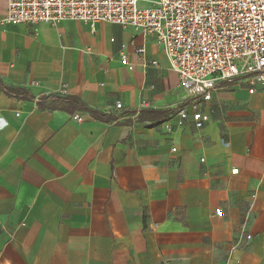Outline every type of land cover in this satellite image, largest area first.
<instances>
[{"label":"crops","instance_id":"1","mask_svg":"<svg viewBox=\"0 0 264 264\" xmlns=\"http://www.w3.org/2000/svg\"><path fill=\"white\" fill-rule=\"evenodd\" d=\"M187 103L154 35L0 25V264H264V82Z\"/></svg>","mask_w":264,"mask_h":264},{"label":"built area","instance_id":"2","mask_svg":"<svg viewBox=\"0 0 264 264\" xmlns=\"http://www.w3.org/2000/svg\"><path fill=\"white\" fill-rule=\"evenodd\" d=\"M141 1L7 0L0 25L58 26L72 20L83 21L95 31L97 23L109 22L154 35L187 97V105L178 110V124L191 119L197 129L210 119L199 105L211 100L218 86L240 77H247L252 85L264 82V0H153L147 7ZM136 52L148 64L145 47H137ZM122 63L135 69L126 54ZM59 91L66 94L67 85ZM115 107L123 105L117 102ZM74 118L84 120L80 114Z\"/></svg>","mask_w":264,"mask_h":264}]
</instances>
